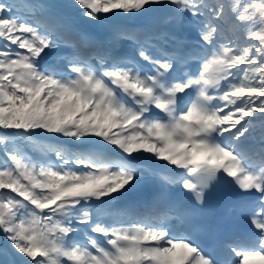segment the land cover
<instances>
[{"label":"snow or ice","instance_id":"obj_1","mask_svg":"<svg viewBox=\"0 0 264 264\" xmlns=\"http://www.w3.org/2000/svg\"><path fill=\"white\" fill-rule=\"evenodd\" d=\"M0 155V264H264V0H0Z\"/></svg>","mask_w":264,"mask_h":264},{"label":"bare ground","instance_id":"obj_2","mask_svg":"<svg viewBox=\"0 0 264 264\" xmlns=\"http://www.w3.org/2000/svg\"><path fill=\"white\" fill-rule=\"evenodd\" d=\"M88 31V29H86L84 32H87Z\"/></svg>","mask_w":264,"mask_h":264}]
</instances>
